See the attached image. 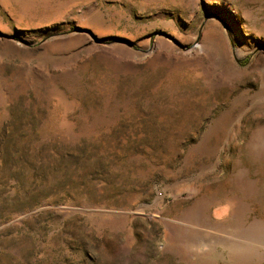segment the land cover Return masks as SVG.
Listing matches in <instances>:
<instances>
[{
    "label": "rangeland",
    "instance_id": "374dc122",
    "mask_svg": "<svg viewBox=\"0 0 264 264\" xmlns=\"http://www.w3.org/2000/svg\"><path fill=\"white\" fill-rule=\"evenodd\" d=\"M0 264H264V0H0Z\"/></svg>",
    "mask_w": 264,
    "mask_h": 264
}]
</instances>
